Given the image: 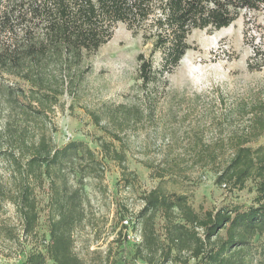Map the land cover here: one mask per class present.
Listing matches in <instances>:
<instances>
[{
  "label": "rangeland",
  "instance_id": "1",
  "mask_svg": "<svg viewBox=\"0 0 264 264\" xmlns=\"http://www.w3.org/2000/svg\"><path fill=\"white\" fill-rule=\"evenodd\" d=\"M43 1L0 0V9L11 13V26L0 33V41L12 44L25 30L37 33L44 19L30 10ZM160 16L154 11L136 31L117 22L111 37L84 58L82 67L71 69L72 83L44 112L27 100L28 83L0 71V180L5 192L0 200V264H27L28 255L38 253L45 255L44 264H55L46 257L45 244L50 217L59 205L51 196L50 178L28 171L25 164L41 133L59 147L82 142L93 154L91 160L80 150L62 163L63 177L52 174L58 187L65 181L70 191L78 189L72 199L71 240L72 252L84 264H156L145 253L137 256L133 243L122 241L120 222L128 216L143 228L145 218L136 217L142 197L158 184L186 194L200 214L253 203V180L237 189L220 185L216 178L239 140L264 145V8L243 10L220 29L191 30L189 48L164 73L166 81L141 89L136 56L149 55L152 39L147 34ZM152 59L158 66L160 54L155 52ZM44 72L42 91L56 95L67 70L52 62ZM102 144L125 153V171ZM23 183L32 188L37 214L28 235L16 205ZM152 224L162 240L165 221L159 212ZM256 239L253 264H264V236Z\"/></svg>",
  "mask_w": 264,
  "mask_h": 264
},
{
  "label": "trees",
  "instance_id": "2",
  "mask_svg": "<svg viewBox=\"0 0 264 264\" xmlns=\"http://www.w3.org/2000/svg\"><path fill=\"white\" fill-rule=\"evenodd\" d=\"M156 1V5L153 0H44L40 4L34 3L30 14L43 17L44 23L37 33L25 30L12 44L0 41V71L21 77L28 83L27 100L40 106L42 111L39 112H44L43 108L51 109L67 83H72L71 69L82 67L84 58L111 37L117 22L136 31L144 19L158 11L161 16L155 18L147 34L152 39L150 53L136 56L139 86L147 90L157 80L166 81L164 73L171 71L189 48L186 38L191 30L220 29L228 26L243 10L257 12L264 8V0ZM10 26V11L0 9V33ZM155 52L161 57L158 66L152 59ZM52 62H60L67 70V77L62 79L60 90H55L56 95L50 96L42 90L45 87L44 71ZM245 141L239 140L233 148L216 182L241 189L246 181L253 180L256 191L253 203L223 205L200 214L191 206L186 194L166 191L158 184L143 195L144 204L136 216L145 218L141 241L133 243L137 256L145 253V257L156 264H165L172 259L186 263L189 258H194V264H253L255 252L252 249L256 238L264 236V145L248 146ZM102 147L106 155L125 171V153L107 144ZM31 149L25 163L27 169L50 178L51 196H55L59 205L49 220L46 257L55 264H84L72 252L71 240L76 203L72 199L78 195V189L70 191L65 181L58 187L52 174L55 178L63 177L62 163L77 157L80 150L88 153L91 160H94L93 154L82 142L55 146L44 133L31 144ZM4 196L0 180V200ZM16 196L22 230L28 235L33 231L37 217L31 186L23 183ZM157 212L165 221L162 240L156 236L152 224ZM121 238L124 242L122 230ZM44 257L41 253L29 254L27 264H44Z\"/></svg>",
  "mask_w": 264,
  "mask_h": 264
},
{
  "label": "built area",
  "instance_id": "3",
  "mask_svg": "<svg viewBox=\"0 0 264 264\" xmlns=\"http://www.w3.org/2000/svg\"><path fill=\"white\" fill-rule=\"evenodd\" d=\"M120 226L122 227L123 236L127 242L138 243L141 241V227L134 224L130 217L124 216L121 219ZM151 264V263H144Z\"/></svg>",
  "mask_w": 264,
  "mask_h": 264
}]
</instances>
